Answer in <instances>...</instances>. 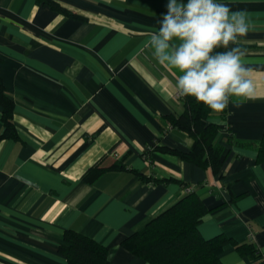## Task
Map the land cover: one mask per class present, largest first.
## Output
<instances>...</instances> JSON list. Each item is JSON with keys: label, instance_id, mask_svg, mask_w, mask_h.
Wrapping results in <instances>:
<instances>
[{"label": "crops", "instance_id": "0c3cea01", "mask_svg": "<svg viewBox=\"0 0 264 264\" xmlns=\"http://www.w3.org/2000/svg\"><path fill=\"white\" fill-rule=\"evenodd\" d=\"M51 1L66 11L0 0V77L18 136L1 137L0 105V264H68L59 252L67 229L107 246L106 264H152L121 243L187 188L209 209L203 237L225 234L258 250L228 244L224 264H264V0H217L246 16L250 29L236 46L257 87L255 98H233L209 119L225 148L218 174L172 152L194 144L167 118L186 109L172 89L179 73L144 47L168 0ZM166 177L174 180H153Z\"/></svg>", "mask_w": 264, "mask_h": 264}, {"label": "trees", "instance_id": "16d2710c", "mask_svg": "<svg viewBox=\"0 0 264 264\" xmlns=\"http://www.w3.org/2000/svg\"><path fill=\"white\" fill-rule=\"evenodd\" d=\"M46 1L55 8L66 11L60 4L51 0ZM232 46L236 45H230ZM217 51H226V49L221 48ZM184 101L186 109L182 114L168 115L169 127L191 134L194 137V144L189 151L172 152L198 166L212 168L213 172L218 174L224 162L225 152V148L219 143L221 127L209 120L214 113L205 105L198 103L192 97H184ZM0 105L3 107L2 120L5 126L1 137L17 138L13 121L14 102L8 96L1 77ZM156 144L155 150L160 148L158 143ZM257 160L264 162V133L259 143ZM123 167V164H119L114 168ZM98 173L100 170L97 169L95 172L90 171L87 177L92 175V179ZM141 177L145 180L151 179L144 174ZM153 180L168 182L174 179L166 177ZM182 185L188 187L185 182H182ZM207 212L209 209L200 194L191 190L144 228L126 237L121 244L134 255L152 264H224L221 254L228 244L236 246L242 254L250 253L254 256L259 254L253 243H239L225 234L208 239L203 237L199 225ZM59 252L66 257L68 264H106L109 256L107 246L75 229L65 231Z\"/></svg>", "mask_w": 264, "mask_h": 264}, {"label": "clouds", "instance_id": "9594fccd", "mask_svg": "<svg viewBox=\"0 0 264 264\" xmlns=\"http://www.w3.org/2000/svg\"><path fill=\"white\" fill-rule=\"evenodd\" d=\"M166 7L158 31L149 34L144 47L153 50L160 65L179 73L174 95L192 97L216 114L233 98H255L254 69L244 62L246 50L230 47L250 29L245 14L217 0H168ZM221 48L226 51H217Z\"/></svg>", "mask_w": 264, "mask_h": 264}, {"label": "built area", "instance_id": "2783aa9c", "mask_svg": "<svg viewBox=\"0 0 264 264\" xmlns=\"http://www.w3.org/2000/svg\"><path fill=\"white\" fill-rule=\"evenodd\" d=\"M188 192H190L192 189L191 188H187Z\"/></svg>", "mask_w": 264, "mask_h": 264}]
</instances>
